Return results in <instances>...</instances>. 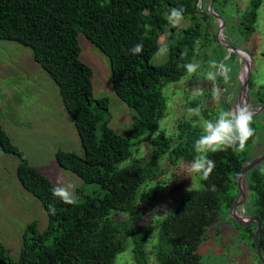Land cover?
<instances>
[{
	"label": "trees",
	"instance_id": "trees-1",
	"mask_svg": "<svg viewBox=\"0 0 264 264\" xmlns=\"http://www.w3.org/2000/svg\"><path fill=\"white\" fill-rule=\"evenodd\" d=\"M201 1L0 0V38L30 48L32 58L58 86L79 135L83 154L57 149L56 161L91 185L77 188L78 204H64L52 195L55 186L50 179L29 165L0 125L1 149L19 157L17 177L47 215L43 230L37 229L36 222L27 225L17 258H11L0 242V264H114L129 245L135 264H147V245L152 239L157 264H199L197 252L200 242L207 238V227L241 224L253 236L256 222L249 219L243 224L231 211L244 186L243 167L259 156L254 144L261 132L255 122L251 124L254 135L243 150L228 148L209 153L215 161L209 179L203 180L198 174L199 184L175 198L154 222H144L140 213L136 217L120 215L136 211L142 186L168 172L169 165L161 164L162 157L174 164L180 157L193 161L198 155L194 145L201 134L188 122L181 124L179 140L155 133L167 107L164 86L183 78L187 73L183 65L198 59L200 49L210 41L208 19L213 16ZM250 4L242 18L247 33L254 31L261 0H251ZM173 9H182V18L189 22L171 24L168 17ZM79 32L106 54L113 89L135 112L123 134L109 126L108 98L93 96V71L80 59ZM138 43L143 44V50L134 55L131 49ZM162 47L167 48V59L151 63ZM182 53H186L183 58ZM260 90L264 95V85ZM259 101L264 104L263 99ZM190 105L202 108L195 100ZM95 109L105 113L101 123ZM203 112L210 118L205 108ZM143 142L154 149L122 165ZM245 181L254 200L245 214L261 222L257 243L264 258L262 162L247 169ZM158 188L156 185L146 190L149 199L157 198ZM49 205L55 207L54 215Z\"/></svg>",
	"mask_w": 264,
	"mask_h": 264
},
{
	"label": "rangeland",
	"instance_id": "rangeland-1",
	"mask_svg": "<svg viewBox=\"0 0 264 264\" xmlns=\"http://www.w3.org/2000/svg\"><path fill=\"white\" fill-rule=\"evenodd\" d=\"M201 2L213 16L208 19L210 41L207 47L200 49L198 59H193V63L199 64L196 72L191 75L187 72L179 81L164 86L167 107L155 134L173 141L179 140L181 124L188 122L202 135L207 121L216 120L221 112L232 111L237 105L247 104L253 113L252 122L257 124L261 132L260 139L254 144V151L261 155L264 152V104L259 100H264V95L260 93L264 85V0H261L257 9L252 33L245 32L242 25L243 15L251 7V0ZM188 22V19L182 18L176 25ZM77 39L81 48L80 59L93 71V96L108 98L109 126L123 134L131 125L135 112L116 95L106 54L83 33L79 32ZM167 56V48L162 47L150 61L160 64ZM212 61L223 62L231 69L227 82L217 77L215 85L219 95L216 97L213 96V82L206 78L207 72L216 71L211 67ZM248 80L250 82L244 88ZM196 89H201L203 94L194 95ZM194 100L202 106L199 115L189 111L195 109L190 105ZM203 108L210 118L204 115ZM95 113L97 122L101 123L105 117L104 111L95 109ZM0 125L29 165L47 176L54 186H57L58 177L63 178L65 186L72 185L70 191L74 194L77 188L91 186L56 161L57 149L83 154L79 135L64 108L58 86L32 58L30 48L1 38ZM153 149L149 142L139 144L122 165ZM161 160L163 166L169 165L168 172L156 182L142 186L137 210L130 214L120 213L121 216L136 217L140 213L144 222H154L167 212L175 198L199 184L198 174L188 176L186 172L193 161L180 157L174 164H169L167 158L162 157ZM18 162L17 155L5 152L0 147V242L6 253L14 259L18 257L27 225L36 222L37 229L41 231L47 224V215L40 201L22 186L17 177ZM261 162L264 166V158ZM156 185H159L157 198L151 200L146 190ZM244 187L243 199L239 203L243 205L231 211L232 216L243 224L250 219L245 210H250L254 202L247 190L246 181ZM217 226L212 225L205 230L207 238L200 242L197 252L199 264L262 263L253 246L252 236L243 225L228 223L219 228ZM152 243L153 239L147 245V264H157ZM114 264H135L130 245L117 255Z\"/></svg>",
	"mask_w": 264,
	"mask_h": 264
},
{
	"label": "clouds",
	"instance_id": "clouds-1",
	"mask_svg": "<svg viewBox=\"0 0 264 264\" xmlns=\"http://www.w3.org/2000/svg\"><path fill=\"white\" fill-rule=\"evenodd\" d=\"M169 22L174 26L182 19V9H173L168 17ZM143 50V44L138 43L132 49L131 52L135 54L141 53ZM182 58L186 53H182ZM188 74L196 72L199 67L198 63H187L183 65ZM211 67L216 71H209L206 74V78L213 82V96L219 95V89L215 85L217 77H222L225 82L229 79L230 67L225 63L216 61L211 62ZM201 89H196L194 95H202ZM195 115H199V108L189 109ZM253 113L247 106V104H240L232 111H224L218 115V118L214 121L209 120L204 124V134L199 136L195 141V152L198 154L193 162L186 168L188 176L191 174H199L201 179L208 180L211 173L215 168V161L210 159L209 153H216L219 151H225L228 148L233 150H243L247 140L254 135V129L252 128ZM72 185L65 186L63 178H57V186L52 188V195L59 198L64 204L76 205L79 198L70 191ZM213 190L215 186L213 185ZM49 209L54 215L56 209L53 205H49Z\"/></svg>",
	"mask_w": 264,
	"mask_h": 264
},
{
	"label": "water",
	"instance_id": "water-1",
	"mask_svg": "<svg viewBox=\"0 0 264 264\" xmlns=\"http://www.w3.org/2000/svg\"><path fill=\"white\" fill-rule=\"evenodd\" d=\"M243 87H247V82L244 83ZM262 108H264V106H262ZM264 158V152L259 155L258 157L254 158L252 161L248 162L242 169V172H241V178H242V181H245V173L247 171V169L251 168V167H254L256 165H258L261 160ZM246 186V185H245ZM241 195V189H240V192L238 194V197L237 199L235 200L233 206H232V210L236 211V208L238 205H243L242 203H240V200H239V197ZM252 221H255L256 222V230L254 231L253 233V236H252V239H253V242L255 244V247H256V250H257V253H258V256L260 258V260L262 261V263L264 264V258L260 252V249H259V246H258V243H257V235L261 229V222L256 218V217H250V222Z\"/></svg>",
	"mask_w": 264,
	"mask_h": 264
},
{
	"label": "bare ground",
	"instance_id": "bare-ground-1",
	"mask_svg": "<svg viewBox=\"0 0 264 264\" xmlns=\"http://www.w3.org/2000/svg\"><path fill=\"white\" fill-rule=\"evenodd\" d=\"M244 55V54H243ZM247 64V63H246ZM244 191H245V187L243 186V188L241 189V195H240V197H239V200L240 201H242V199H243V193H244Z\"/></svg>",
	"mask_w": 264,
	"mask_h": 264
},
{
	"label": "built area",
	"instance_id": "built-area-1",
	"mask_svg": "<svg viewBox=\"0 0 264 264\" xmlns=\"http://www.w3.org/2000/svg\"><path fill=\"white\" fill-rule=\"evenodd\" d=\"M243 183H244V181H243ZM239 207H240V205L237 206V208H239ZM237 208H236V210H237ZM244 218H245V216H244ZM244 218H243V219H244Z\"/></svg>",
	"mask_w": 264,
	"mask_h": 264
}]
</instances>
